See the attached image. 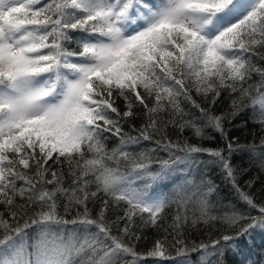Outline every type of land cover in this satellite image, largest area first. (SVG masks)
<instances>
[{
  "label": "snow or ice",
  "instance_id": "snow-or-ice-1",
  "mask_svg": "<svg viewBox=\"0 0 264 264\" xmlns=\"http://www.w3.org/2000/svg\"><path fill=\"white\" fill-rule=\"evenodd\" d=\"M247 109L264 131V0H0V264L222 258L264 231V195L231 162L246 150L264 170V136L242 145L226 127ZM206 129L225 146H205ZM214 168L244 211L212 213ZM214 222L225 232L189 244ZM141 227L164 233L146 253L131 243Z\"/></svg>",
  "mask_w": 264,
  "mask_h": 264
},
{
  "label": "trees",
  "instance_id": "trees-1",
  "mask_svg": "<svg viewBox=\"0 0 264 264\" xmlns=\"http://www.w3.org/2000/svg\"><path fill=\"white\" fill-rule=\"evenodd\" d=\"M70 47H72L70 45ZM228 107V100H227V94H224V98L222 99V102L219 104L218 108L216 109L217 113L225 111ZM137 112H140L136 110ZM253 113L251 109H247L244 112H241L234 120L231 121L230 124H226V127L228 128L229 137L231 139H234V141L238 144H250L255 142L257 145H259L260 138L264 136V131L261 130V125L253 120ZM141 123V119L137 118L136 120L131 121V124L139 125ZM128 129L131 131V126L128 124ZM169 135L172 139H176L178 133H176L172 128L168 129ZM183 135L191 137V133L186 130ZM213 135L217 137L215 140H210L211 143L210 146L207 147H216L219 145L220 147H224L225 143L224 141L219 139V134L213 132ZM193 142H198L196 139L192 138ZM204 143V141H203ZM205 145V144H204ZM206 146V145H205ZM250 151L241 150L239 152H235L232 155L231 162L233 166L236 168L238 173V180L241 185V187L245 188L246 191H249L251 194L257 196L258 198L261 197V189L264 188V170H261L259 166V161H255L256 163H249L248 155L244 153H249ZM244 157V158H242ZM252 158V157H251ZM233 161H235L233 163ZM257 164V165H256ZM211 175L208 176L211 177L214 175V171H212ZM213 174V175H212ZM255 179V183L253 186L249 189L246 187V181ZM215 180L217 183L216 190H219L221 195L222 204L230 201H226L228 199V196L232 198L234 201V204L238 205L237 201H240L235 191L232 189L231 185L228 183H225L220 176V173L215 174ZM224 201V202H223ZM242 202V201H241ZM65 201H62L61 204L63 205ZM89 207L93 208V212H95V207L90 204ZM220 210H223L224 208H219ZM218 209V210H219ZM217 209L212 210V213L214 215H223L219 212ZM0 213H4L5 219H10L8 217L7 211L4 208L3 205H0ZM118 214L116 212H109V215L113 218L115 215ZM60 215H64L63 207L60 208ZM75 216V209L72 210V212L66 216L65 218L71 219ZM246 223V221H244ZM72 227V226H71ZM91 231H95V229H91ZM137 233L141 235V239L138 241H132L131 243L134 245L135 250L140 253H146L153 245V243L157 239H161L164 235V233L158 232L153 227L143 228V230L136 229ZM232 230H228L229 234H231ZM222 232H225L224 225L220 224L219 222H214L211 225H204L203 223L198 224L195 228H189L186 231V239L188 240L189 244H191L192 241H196L197 243L200 241H207L210 237L216 238L219 235H221ZM81 236H83V229H81L80 232ZM38 239L35 230L30 229L29 230V237L28 242L29 245H32L36 242ZM249 236L245 235L239 238L238 241L235 242V247L229 248L225 250V254L222 258L218 256H213L215 258V261L222 260V264H245L246 262V251L250 245L249 242ZM29 251H32L30 248ZM174 254V249H172ZM200 254L199 253H192L190 256V260L192 261V264H201L200 261ZM124 260L131 261L132 257L124 256ZM149 259L146 260H140L138 261L139 264H149ZM159 264H175L174 261H160ZM206 264H209L206 262Z\"/></svg>",
  "mask_w": 264,
  "mask_h": 264
},
{
  "label": "rangeland",
  "instance_id": "rangeland-1",
  "mask_svg": "<svg viewBox=\"0 0 264 264\" xmlns=\"http://www.w3.org/2000/svg\"><path fill=\"white\" fill-rule=\"evenodd\" d=\"M257 80H258V77L253 76V82H255ZM122 107H123V103L121 102V108ZM136 110H138L140 112L143 111L141 108H137V109H135V111ZM253 120H254V118H253ZM128 126H129L128 124L124 125L125 131H129ZM206 132L210 135H213V131L211 129H206ZM106 135L109 136V138L106 141V144H107L108 148L111 149L112 147L117 145L118 140L116 137L111 136L110 134H106ZM209 141L210 140H204V144L206 146H210L211 143ZM192 142H193V140H192ZM139 147L151 148V147H154V145L149 143V142H142V144ZM244 154L249 156V157H247V158H249V160H248L249 163H256L255 161H259L258 157L253 155L251 152H249L248 154L247 153H244ZM159 155L166 158V153L160 152ZM242 158H244V157H242ZM234 162L235 161H233V163ZM259 163H260V161H259ZM212 171H214V175L212 174L213 176L209 177V179L213 182V185L216 188L217 183L215 180V174L220 173V171L218 168H214ZM212 171L210 173H208V176L211 175V173H213ZM176 179H178V178H173V180L165 181V182H163V184L158 185V187L160 189H162L163 191H168L172 187V184ZM138 183H142V182H138ZM218 191L219 190L214 191L211 194V196L209 197L210 203L213 205L212 210H215V209L218 210L220 207L224 208L223 210L219 209L218 210L219 212H217V213L224 214V213L231 212L234 209L239 210V211H244L247 208V206L241 201H237L238 205H236V203L234 204V202H236V201H234L232 203L231 201H233V200L229 196H228V199L226 201H230V203L226 202L225 204L224 203L222 204L221 203L222 200L220 198L221 195H220V192H218ZM174 210H175V207H173V209L170 210V214ZM118 214L122 215V212H119ZM69 227H71V226H69ZM143 228H148V227H141L140 230H143ZM249 237H251V241H249L251 243L248 247V252L246 251V253H245V255H246L245 264H264V231L255 230V231H253V233ZM159 262L160 261L154 260L151 258L149 260V264H159ZM206 262H208L209 264H215L216 261H215V258L212 256V257L207 258ZM137 264H138V262H137Z\"/></svg>",
  "mask_w": 264,
  "mask_h": 264
},
{
  "label": "bare ground",
  "instance_id": "bare-ground-1",
  "mask_svg": "<svg viewBox=\"0 0 264 264\" xmlns=\"http://www.w3.org/2000/svg\"><path fill=\"white\" fill-rule=\"evenodd\" d=\"M247 252H248V249H247Z\"/></svg>",
  "mask_w": 264,
  "mask_h": 264
}]
</instances>
